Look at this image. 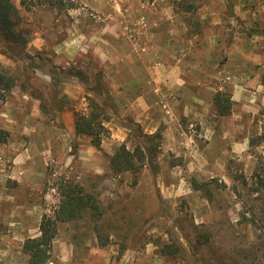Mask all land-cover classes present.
<instances>
[{
  "label": "rangeland",
  "instance_id": "1",
  "mask_svg": "<svg viewBox=\"0 0 264 264\" xmlns=\"http://www.w3.org/2000/svg\"><path fill=\"white\" fill-rule=\"evenodd\" d=\"M55 1L19 9L21 51L0 41L15 84L0 101V264H26L23 242L68 185L100 217L58 223L45 264H264V143L251 144L264 132V0ZM145 68L138 122L121 91ZM89 100L106 112L99 149L74 132ZM120 144L152 148L139 172L109 170Z\"/></svg>",
  "mask_w": 264,
  "mask_h": 264
},
{
  "label": "trees",
  "instance_id": "2",
  "mask_svg": "<svg viewBox=\"0 0 264 264\" xmlns=\"http://www.w3.org/2000/svg\"><path fill=\"white\" fill-rule=\"evenodd\" d=\"M59 4L61 2L55 0H18L17 4L13 0H0V41L6 46L7 51L11 53L15 50L21 51V48L27 44L25 37L27 31L20 27L22 21L20 8L25 11L40 6L60 9ZM14 85L13 78L0 64V101ZM213 104L220 116H225L230 111V99L223 93H217L214 96ZM88 109L86 114H74V132L77 136L87 137L90 144L95 149H99L102 137L107 132L104 127L106 112L103 105L94 100H89ZM152 138L157 139L158 136L155 135ZM1 141L3 138H0ZM252 142L251 144L264 143V132L255 137ZM150 149L152 148H146L149 152ZM146 150L139 144L132 148L120 144L108 158L109 170L114 174L139 172L148 154ZM85 213L97 219L100 217L95 198L83 193L79 187L70 185L62 187L57 210L52 215L44 214L38 226V236L28 238L22 244V252L27 257L26 264H45L50 257L52 240L57 233V224L79 219ZM200 242L204 241L197 239V243ZM162 248L160 255H170L169 251L162 250Z\"/></svg>",
  "mask_w": 264,
  "mask_h": 264
},
{
  "label": "crops",
  "instance_id": "3",
  "mask_svg": "<svg viewBox=\"0 0 264 264\" xmlns=\"http://www.w3.org/2000/svg\"><path fill=\"white\" fill-rule=\"evenodd\" d=\"M154 59H155V55H153V52L150 51V53H147V55L144 56L142 63L145 67H151L152 63L154 62ZM130 60L133 62L132 58ZM162 67L164 68L165 65H163ZM148 69L149 68L147 69L145 68V70L143 71L145 75L140 78H138L137 76L130 77L129 87L123 88V90L121 91V97L126 99L125 103L127 104L137 103L142 105V112L143 114L146 115L137 117L136 121L138 122H145L144 120L146 119L150 120V118L147 116V114L150 112V107H151V105L148 102V97L150 96V92H149L150 87L148 86L150 74H148L147 71ZM125 92H127L128 94L126 95Z\"/></svg>",
  "mask_w": 264,
  "mask_h": 264
}]
</instances>
